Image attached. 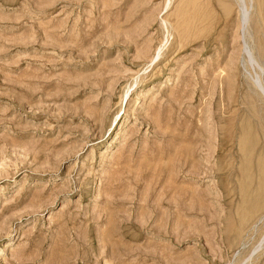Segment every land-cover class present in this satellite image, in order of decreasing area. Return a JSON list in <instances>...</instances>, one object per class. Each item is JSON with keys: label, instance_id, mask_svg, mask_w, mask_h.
Here are the masks:
<instances>
[{"label": "rangeland", "instance_id": "374dc122", "mask_svg": "<svg viewBox=\"0 0 264 264\" xmlns=\"http://www.w3.org/2000/svg\"><path fill=\"white\" fill-rule=\"evenodd\" d=\"M0 264H264V0H0Z\"/></svg>", "mask_w": 264, "mask_h": 264}]
</instances>
